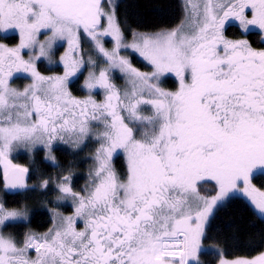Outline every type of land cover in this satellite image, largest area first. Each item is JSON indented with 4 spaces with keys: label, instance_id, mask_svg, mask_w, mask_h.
I'll use <instances>...</instances> for the list:
<instances>
[{
    "label": "snow or ice",
    "instance_id": "obj_1",
    "mask_svg": "<svg viewBox=\"0 0 264 264\" xmlns=\"http://www.w3.org/2000/svg\"><path fill=\"white\" fill-rule=\"evenodd\" d=\"M117 7L116 0H0V33L18 37L14 46L0 43L6 193L45 192L50 184L29 185V169L9 159L14 149L42 146L45 160L58 167L54 142L77 149L92 137L99 142L81 191L71 175L55 183L57 202L70 201L73 210L53 211L46 232L22 239L6 232L30 217L27 208L0 200V264H203L206 231L234 199L264 217V191L252 183L264 176V48L225 35L234 20L243 36L256 30L264 44V0H182L178 25L156 32L129 27L130 44ZM82 35L92 55L81 48ZM63 43L67 50L54 61ZM122 49L151 71L134 67ZM42 60L62 66V74H42ZM84 71L79 88L87 96L79 98L72 86ZM17 73L30 83L14 87ZM114 73L125 80L123 89ZM169 76L175 90L162 86ZM93 124L103 130L94 133ZM117 153L123 170L113 164ZM221 253L212 248L213 258ZM219 264H264V252Z\"/></svg>",
    "mask_w": 264,
    "mask_h": 264
},
{
    "label": "trees",
    "instance_id": "obj_2",
    "mask_svg": "<svg viewBox=\"0 0 264 264\" xmlns=\"http://www.w3.org/2000/svg\"><path fill=\"white\" fill-rule=\"evenodd\" d=\"M117 4V19L126 37L130 35L129 27L139 32H156L175 27L182 19L181 0H117ZM227 36L240 37L241 33L236 29L229 28ZM247 38L255 41L259 39V35L250 33ZM15 40V37H10L6 39V42L12 45ZM130 60L134 67L140 70H149V67L137 56L130 55ZM38 69L45 71L43 62L38 64ZM56 69L59 70L60 67ZM83 78L84 73L72 86V91L77 96L84 94L79 88ZM162 86L169 90H175L177 84L174 78L168 77ZM96 144V141L89 140L80 149L55 146L53 154L58 167L45 160L42 150H37L29 155H19L15 157L14 161L29 169V185H38L45 179L51 182L65 173H75L72 176L71 184L75 191H80L84 183L82 174L91 163V155L95 151ZM113 164L118 170H123L125 167L124 157L121 154L116 155ZM252 183L264 191V176L257 174ZM211 186V183L203 186L202 191L204 188H211ZM54 192L51 184L45 192L38 191V189L34 192H27L25 199L31 208L29 210L30 222L19 223L6 231L19 237H23V234L29 231L43 233L51 223L49 209L56 207L61 208L64 213H69L70 206L56 205L53 200ZM19 196L20 194L9 196L8 206H20L24 196ZM262 241H264V218L259 217L242 198L234 199L230 207L218 214L203 239L205 246H219L225 257L228 258L256 256L264 252V242ZM201 258L204 264H216L219 261V256L213 258L212 250H206Z\"/></svg>",
    "mask_w": 264,
    "mask_h": 264
},
{
    "label": "rangeland",
    "instance_id": "obj_3",
    "mask_svg": "<svg viewBox=\"0 0 264 264\" xmlns=\"http://www.w3.org/2000/svg\"><path fill=\"white\" fill-rule=\"evenodd\" d=\"M116 3H117V0H116ZM181 5H182V0H181ZM107 6V5H106ZM103 24L106 26V24H107V21L106 20H104L103 21ZM122 28V27H121ZM123 30V29H122ZM241 31V30H240ZM137 32H139V31H137ZM124 35H125V33H124ZM45 37L42 35L41 37H40V39L41 40H43ZM231 39V38H230ZM125 43H132V36H131V33H130V35H129V37H126V35H125V41H124ZM18 43V42H17ZM84 43V44H83ZM16 44V43H15ZM14 44V45H15ZM14 45H9V46H14ZM104 45H105V47L107 48V49H111L112 47H113V42L110 40V38H105V40H104ZM81 48L83 49V50H86V51H88V54L89 55H92V52L90 51V43L89 42H86V39H85V37L82 35L81 36ZM67 50V44L66 43H63V46H59V47H57L55 50H54V55H53V57H52V59L54 60V61H58L59 60V58H60V56L61 55H63L64 54V52ZM121 55H123V56H127L129 59H130V55H135V56H137L138 58H139V56H138V54H134L133 52H132V50L131 49H128V50H121ZM24 56H25V59H27V52H25L24 53ZM93 58H95V56L93 57ZM140 60H142L141 58H139ZM143 61V60H142ZM39 62H43L44 63V67H45V71H41V70H39L42 74H44V75H55V74H62V72H63V68H62V66H57L56 64H48L47 63V61H44V60H42V61H39ZM39 62L37 63V68H38V64H39ZM144 62V61H143ZM145 63V62H144ZM146 64V63H145ZM147 65V64H146ZM101 66H103V65H101ZM148 66V65H147ZM57 67H60V69L59 70H57L56 68ZM149 67V66H148ZM140 70V69H139ZM140 71H142V72H150L151 71V68L149 67V70H140ZM86 75H87V71H84V78L86 77ZM27 77V74H25V73H17V74H15V76H14V78H13V80L11 81V83H12V85L14 86V87H19V88H23V86L24 85H26V84H28V83H30V79L29 78H26ZM169 77H172V76H169ZM84 78H83V81H84ZM172 78H174V77H172ZM174 80H175V78H174ZM83 81H82V83H81V85L83 84ZM113 82L119 87V88H121V89H123L124 87H125V80L121 77V75L119 74V73H114L113 74ZM83 91V90H82ZM84 92V94L82 95V96H77V97H79V98H84V97H86L87 96V92L86 91H83ZM74 94V93H73ZM75 95V94H74ZM94 98L97 100V101H102L103 99H104V95H103V92H102V90L101 91H98L97 93H95L94 94ZM143 114H145V115H147V114H149V110L147 109V108H145L144 110H143ZM93 132L95 133V132H99V131H102L103 130V128H102V125H100V124H93ZM89 140H92V141H96L95 140V138L94 137H92V138H89L87 141H89ZM86 141V142H87ZM96 147H95V151H96V149L99 147V142L98 141H96ZM57 147V146H66V147H68V148H72V149H77V148H73L72 146H71V144H65L64 142H61V141H56V142H54V144H53V146H52V151H51V155L54 157V154H53V149H54V147ZM37 150H42V153L44 154V158H45V155H46V152H45V149L42 147V146H37V148H35V149H31V150H29V149H27V148H24V147H18V148H16V149H14L13 151H12V153L9 155V159H10V161H11V163L13 164V161L15 160V157H17V156H19V155H23V154H27V155H29V154H32L33 152H35V151H37ZM95 151H94V153L91 155V163H90V165L88 166V169L82 174L83 175V177H84V183H83V185H82V188L81 189H83L84 187H85V185L88 183V181H89V172H90V170L94 167V160L92 159V157L94 156V154H95ZM118 154H121L122 156H123V154L122 153H117V155ZM116 156V155H115ZM56 161V160H55ZM15 162V161H14ZM48 162H50V161H48ZM51 163V162H50ZM73 174H75V173H65V174H63V175H71V177L73 176ZM63 175H61V176H63ZM57 180L58 179H54V180H52L50 183H51V185L53 186V189H54V185H55V183L57 182ZM55 190V189H54ZM38 191H41L40 189H38ZM75 191V190H74ZM81 191V190H80ZM59 195V193H58V191H56L55 190V195L53 196V200H54V202L56 203V205H58V206H60V207H62L63 205L65 206V205H68V206H70L71 207V212H72V205H71V202L70 201H58L57 202V200H56V198H57V196ZM26 196H24V198H23V200H22V202L20 203V205L21 206H19L20 208L19 209H24V208H27V210H28V212H29V210L31 209L30 208V206L28 205V203H27V201H26ZM57 206V207H58ZM56 208V207H55ZM55 208H53V209H49V212H50V219H51V214H52V212L53 211H55V212H60V213H62L63 211H62V209L60 208V209H55ZM62 211V212H61ZM71 212H70V214H71ZM256 213H257V215L260 217V214L257 212V211H255ZM66 213V212H65ZM262 218H264V217H262ZM202 243H203V241H202ZM203 245H204V243H203ZM213 247H215V248H219V249H221L222 250V248H220L219 246H216V245H213V246H205L204 245V250L206 251V250H212V248ZM253 257H255V256H253ZM237 258H252V257H242V256H237V257H232V258H228V257H225V255L223 254V251H222V253H221V255L219 256V261H220V259H224V260H227V261H231V260H234V259H237ZM200 260H202L203 261V259L201 258V256H200ZM219 261L216 263V264H219ZM203 264H204V261H203Z\"/></svg>",
    "mask_w": 264,
    "mask_h": 264
},
{
    "label": "flooded vegetation",
    "instance_id": "obj_4",
    "mask_svg": "<svg viewBox=\"0 0 264 264\" xmlns=\"http://www.w3.org/2000/svg\"><path fill=\"white\" fill-rule=\"evenodd\" d=\"M249 16H250V14H249ZM236 29V30H238L240 33H241V29L239 28V25H238V21H230V22H228L227 24H226V31H225V35L227 36V32H228V29ZM251 33H257L258 34V32L256 31V30H253ZM10 37H15V43H17L18 42V37L15 35V33H12V32H8V33H6V34H4V33H0V43H6V44H8L7 42H6V39H8V38H10ZM228 38H231V39H237V38H243V39H248L251 43H252V46L254 47V48H257V49H260V48H264V44H261V43H259L258 41H259V39L258 40H255V41H253L252 39H250V38H247V36H243L242 34H241V36L240 37H235V38H232V37H230V36H227ZM14 43V44H15ZM14 44H12V45H14ZM8 45H10V44H8ZM117 155V154H116ZM119 155V154H118ZM115 157V156H114ZM13 164H17L16 162H14L13 161ZM0 179H1V185H0V200H4V201H6V202H8V197L9 196H13L12 194H7L6 193V191H5V189H4V181H3V165L2 164H0ZM51 184V183H50ZM26 193L27 192H25V193H23V194H20V196L19 197H23V196H25L26 195ZM54 194H55V192H54ZM16 195H19V194H16ZM24 198V197H23ZM8 204V203H7ZM21 206V205H20ZM12 208H20L19 206H12ZM55 209H57V208H55ZM62 212V211H61ZM70 212H71V209H70ZM70 212L69 213H64V212H62V214H64V215H70ZM19 223H23V221H21V222H19ZM18 223V224H19ZM52 226V219H51V223H50V226L48 227V228H50ZM48 230V229H47ZM46 230V231H47ZM6 231V230H5ZM45 231V232H46ZM6 232H8V231H6ZM44 233V232H43ZM15 235V234H14ZM16 237L18 238V239H22L23 237H19V236H17L16 235ZM30 255H35V253L34 252H32V253H30Z\"/></svg>",
    "mask_w": 264,
    "mask_h": 264
},
{
    "label": "water",
    "instance_id": "obj_5",
    "mask_svg": "<svg viewBox=\"0 0 264 264\" xmlns=\"http://www.w3.org/2000/svg\"><path fill=\"white\" fill-rule=\"evenodd\" d=\"M103 22V21H102ZM25 179H26V182L28 181V174H27V176L25 177ZM4 181V180H3Z\"/></svg>",
    "mask_w": 264,
    "mask_h": 264
}]
</instances>
